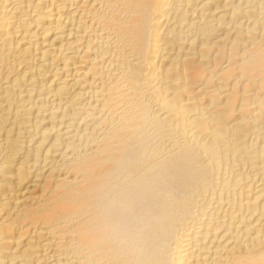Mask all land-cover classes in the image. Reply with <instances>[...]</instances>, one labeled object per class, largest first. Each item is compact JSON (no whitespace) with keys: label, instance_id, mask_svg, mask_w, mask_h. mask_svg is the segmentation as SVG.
<instances>
[{"label":"bare ground","instance_id":"obj_1","mask_svg":"<svg viewBox=\"0 0 264 264\" xmlns=\"http://www.w3.org/2000/svg\"><path fill=\"white\" fill-rule=\"evenodd\" d=\"M0 264H264V0H0Z\"/></svg>","mask_w":264,"mask_h":264}]
</instances>
